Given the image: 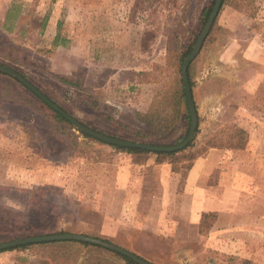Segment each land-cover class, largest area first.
<instances>
[{"label": "rangeland", "instance_id": "rangeland-1", "mask_svg": "<svg viewBox=\"0 0 264 264\" xmlns=\"http://www.w3.org/2000/svg\"><path fill=\"white\" fill-rule=\"evenodd\" d=\"M96 1L95 21L101 24L95 29L93 47L101 51V57L92 59L88 67L86 84L96 89L93 93L89 91L91 94L86 97L78 91L75 94L62 91L51 74L37 70V63L49 66L52 71L56 69L48 59L53 57L54 51L41 42L44 17L49 15L50 18L55 13L60 17L65 13V19L72 22L75 15L71 6L76 4L73 0H0V48L16 44L29 49L30 65L16 66L81 120L117 132L115 127L90 114L93 106L100 111L107 109L116 118L126 121L134 120L137 111L147 109L154 96V86L141 84L131 89L132 69L141 70L163 59L166 53L163 25L168 8L178 9L184 25L182 42L187 45L199 37L205 25L202 11L210 0ZM102 1L107 2L106 7L111 5L103 14L98 12L104 6ZM15 2L22 5L21 16L15 32L10 33L4 23L9 7ZM254 5L259 10L256 18L231 5L224 6L218 24L226 31L219 32L220 42L204 52L203 60L197 64L195 99L201 117L199 139L210 134L217 122L243 127L264 124V0H254ZM129 25L139 30L132 55L134 66L130 69L111 67L112 47L127 44ZM48 37L50 42L51 34ZM233 44L235 50L225 57ZM60 59L58 56L52 61H59L65 69L75 68V65L77 69L85 60L79 56L70 61ZM0 61L4 60L0 57ZM71 96L72 99H68ZM55 126L53 118L27 104L0 102V242L13 235L72 231L96 234L156 264H250L217 253L215 239L203 238L200 229L198 234L193 227L180 226L171 240L156 238L152 242L144 240L145 236L139 242L142 235L138 229L129 237L122 232L128 228L125 225L118 234L108 221L104 228L101 214L88 206L89 196L92 200L98 192L93 205L102 203V195L113 184L119 167H138L143 159L81 135L78 145L69 144ZM206 182L215 186V169ZM2 215H7L4 221ZM70 247L64 251L79 249L77 245ZM38 252L37 248L3 251L0 264H57Z\"/></svg>", "mask_w": 264, "mask_h": 264}, {"label": "crops", "instance_id": "crops-1", "mask_svg": "<svg viewBox=\"0 0 264 264\" xmlns=\"http://www.w3.org/2000/svg\"><path fill=\"white\" fill-rule=\"evenodd\" d=\"M73 2L76 4L71 6L75 15L72 22L65 19V13L60 17L57 13L51 15L41 31V42L54 51L53 57L48 59L56 72L70 73L76 65L65 69L59 61L54 63L53 58L59 56L62 61H70L79 56L85 59L80 67L86 69L88 77L92 59L101 57V51L93 47L95 29L101 24L94 16L97 1ZM102 4L98 11L101 14L111 7H106L105 1ZM127 30V44L112 47L111 67L130 69L134 66L132 55L139 30L133 25ZM234 44L225 57L235 50ZM244 128L249 133L244 149L211 148L186 170L174 171L171 163H157L152 155L132 154L143 162L138 167L120 166L113 184L102 195L103 202L93 205L96 192L92 200L89 196L88 206L101 214L104 228L108 221L116 234L124 225L128 228L122 232L129 237L136 229L140 230L139 242L143 241V236L148 242L171 240L180 226L193 227L199 234L202 215L214 212L216 219L212 228L202 237L215 239L216 252L250 264H264V124ZM213 169L216 170L214 187L206 182Z\"/></svg>", "mask_w": 264, "mask_h": 264}, {"label": "trees", "instance_id": "trees-1", "mask_svg": "<svg viewBox=\"0 0 264 264\" xmlns=\"http://www.w3.org/2000/svg\"><path fill=\"white\" fill-rule=\"evenodd\" d=\"M215 3L216 0H210L204 7L202 11L204 24L209 19ZM225 5H231L234 9L246 13L251 18H256L258 16L259 10L257 9V6L254 5V0H223L220 12ZM21 7L22 5H17L15 2L11 4L7 11L4 25L5 29L10 33L15 32V27H17V23L21 16ZM167 11L168 13L165 14V21L163 25V34L166 41V53L163 59L161 61L150 63V67L131 71L134 80V82L131 83V89H134L135 86L141 84H153L154 96L150 106L143 111H137L135 113L134 120L131 121L118 119L107 109L105 111H100L95 109V106H93L94 110H91L90 114L96 116L98 120L115 127L117 132H109L98 127L91 126L84 120L78 118L67 108L59 104L52 95L32 81L23 69L16 66H24L27 63L30 65L29 62H32L29 54L30 50L26 47L14 44L11 48H0V57L4 60L0 61V65L12 68L21 73L41 91H43L50 99L58 103L63 109L79 119L83 124L95 129L98 132L115 139L143 142L155 146L177 145L186 139L191 127V112L187 101L182 66L185 58L191 52L196 41L187 45L183 44L182 37L184 36V25L180 19V15L177 13L178 9H176V7H170ZM219 15L214 21L201 51L189 66V78L195 103V89L197 84L196 74L199 71L197 64L203 60L204 52L206 54V51L210 50L213 44L220 42V38L218 36L219 32L221 30H223V32L226 31L223 27L221 29V26L218 24ZM48 19L49 15H46L42 22L43 29L41 31L45 29ZM225 42L226 40L223 41L221 45H224ZM37 67V70H43L51 74L64 92L69 91L70 93L72 92L75 94L76 91H78L83 93L86 97L94 91V89L92 90V87H89L86 84L87 71L83 67H79L70 73L55 72L52 71L49 66L42 65L40 63H37ZM68 99H72V96L68 97ZM4 101L27 104L32 109L38 110L53 118L56 122V131H58L60 135L66 136L68 141L66 139L65 140L67 143L69 142V144L78 145L80 135L86 138H91L100 143H106L76 129L70 121L48 106L43 100L25 87L18 79L0 71V102L2 103ZM97 103L98 102L95 100L94 104ZM196 108L198 111L197 104ZM181 123H183V125H181ZM180 125L182 129L180 128ZM200 125L201 117L199 115L198 127L194 139L184 149L178 151L152 152L141 148L123 147L112 144L109 145L116 150L134 155L152 154L157 163L164 161L171 163L174 171L190 169L194 162L199 157L206 155L211 148L244 149L247 146L249 133L244 127L238 124L217 122L214 124V128L209 132L210 134L199 139ZM5 218H7V215L1 216L3 221ZM215 219L216 213H204L201 219L200 232L208 233L212 228ZM62 233L73 232L64 231ZM42 235L52 234L31 233L23 236L13 235L10 238L4 239L2 242ZM85 235L100 238L96 234ZM71 245L79 246V249L76 250L77 253L74 250V254L71 253L73 251H64L65 248H68V246L71 248ZM29 248H37L39 250L38 253L45 254V256L51 258L57 264H122L121 261L123 264H138L132 258L106 247L75 240L28 243L25 245L13 246L0 252L7 250H24ZM81 248H86V250L83 251ZM123 248L138 255L136 252L126 247ZM138 256L144 258L143 256ZM144 259L150 261L147 258ZM150 262L152 264H156L153 261Z\"/></svg>", "mask_w": 264, "mask_h": 264}, {"label": "water", "instance_id": "water-1", "mask_svg": "<svg viewBox=\"0 0 264 264\" xmlns=\"http://www.w3.org/2000/svg\"><path fill=\"white\" fill-rule=\"evenodd\" d=\"M222 4H223V0H216L215 6L213 8V11L209 19L205 23L191 52L188 54V56L185 58L183 62L182 70H183L184 84H185V89H186V94H187V101H188V105H189L190 112H191V127H190V131L186 139L177 145L155 146V145H150V144H146L143 142H134V141L115 139L106 134L98 132L95 129L83 124L79 119H77L76 117L71 115L69 112H67L65 109H63L58 103L50 99L43 91H41L35 84H33L30 80H28L25 76H23L18 71L12 68L3 66V65H0V71H2L3 73L9 74L12 77L18 79L25 87H27L32 93H34L41 100H43L48 106H50L53 110L60 113L68 121H70L71 124L76 129L92 137L100 139L108 144L118 145V146H123V147L141 148V149L149 150L152 152L178 151V150L184 149L194 139L196 135L197 127H198V116L199 115H198V111L196 108V103L194 100L192 87L190 84L189 66L192 63V61L196 58L198 53L201 51V48L204 44L205 39L208 36L209 31L214 21L216 20L217 16L219 15ZM57 240H75V241L88 242L94 245L106 247L108 249H111L123 255H126L132 258L138 264H152L150 261H147L144 258L139 257L138 255L132 253L131 251L115 243H112L102 238H96L90 235H85L82 233H58V234H52V235L27 237V238H23L19 240H14V241H5V242L0 243V251L11 248L13 246H17V245H25L28 243H38V242L57 241Z\"/></svg>", "mask_w": 264, "mask_h": 264}]
</instances>
